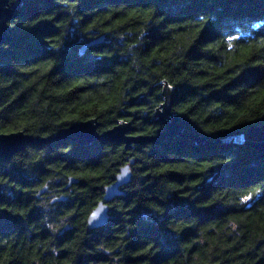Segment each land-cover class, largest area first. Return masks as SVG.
<instances>
[{
	"label": "trees",
	"instance_id": "trees-1",
	"mask_svg": "<svg viewBox=\"0 0 264 264\" xmlns=\"http://www.w3.org/2000/svg\"><path fill=\"white\" fill-rule=\"evenodd\" d=\"M9 4L0 133L49 138L96 119L99 133L125 121L155 135L165 84L186 122L165 147L51 141L0 159V264H264V155L222 142L264 125V0ZM126 164L131 183L89 230Z\"/></svg>",
	"mask_w": 264,
	"mask_h": 264
},
{
	"label": "water",
	"instance_id": "water-1",
	"mask_svg": "<svg viewBox=\"0 0 264 264\" xmlns=\"http://www.w3.org/2000/svg\"><path fill=\"white\" fill-rule=\"evenodd\" d=\"M19 10V5L11 6L9 0H0V46L9 41V21ZM104 37L92 40L83 45L80 50H85L93 45L100 44ZM1 51V49H0ZM163 102L155 110L154 122L163 127L162 131L155 135H133L131 122H119L112 128L99 133L98 122L96 119L75 122L65 130L56 134L54 137L38 138L26 134L24 131H15L11 133H0V159L10 160L18 152L22 151L28 144L43 143L51 141L72 142L79 146H88L97 141H108L115 144L124 145L125 149H131L133 145L153 144L160 147L170 145L176 138L183 135L186 119L172 112V105L175 101L178 90L170 88L167 84L162 89ZM202 143V139H197ZM235 142L241 145L249 146L252 149L264 155V125L252 126L244 133L229 138L222 142ZM133 164V161H130ZM126 164L119 168L114 181L104 188L103 198L97 203L87 218V227L89 230H98L107 225L109 220V205L123 194L122 188L131 183L132 171L131 165ZM78 183V180L70 177L66 188ZM46 192V187L40 189L37 193L41 197ZM65 200V197L55 198L52 202ZM251 205V204H250ZM248 205V207H250ZM247 207V208H248Z\"/></svg>",
	"mask_w": 264,
	"mask_h": 264
},
{
	"label": "rangeland",
	"instance_id": "rangeland-1",
	"mask_svg": "<svg viewBox=\"0 0 264 264\" xmlns=\"http://www.w3.org/2000/svg\"><path fill=\"white\" fill-rule=\"evenodd\" d=\"M246 202H248V200H245Z\"/></svg>",
	"mask_w": 264,
	"mask_h": 264
}]
</instances>
